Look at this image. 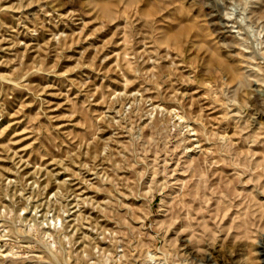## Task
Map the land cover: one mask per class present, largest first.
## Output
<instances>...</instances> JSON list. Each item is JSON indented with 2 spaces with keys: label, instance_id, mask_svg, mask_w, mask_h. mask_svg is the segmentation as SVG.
Returning <instances> with one entry per match:
<instances>
[{
  "label": "rangeland",
  "instance_id": "1",
  "mask_svg": "<svg viewBox=\"0 0 264 264\" xmlns=\"http://www.w3.org/2000/svg\"><path fill=\"white\" fill-rule=\"evenodd\" d=\"M0 264H264V0H0Z\"/></svg>",
  "mask_w": 264,
  "mask_h": 264
}]
</instances>
